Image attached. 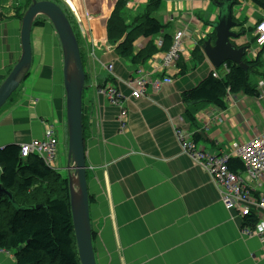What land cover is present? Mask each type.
<instances>
[{
  "label": "crops",
  "instance_id": "crops-1",
  "mask_svg": "<svg viewBox=\"0 0 264 264\" xmlns=\"http://www.w3.org/2000/svg\"><path fill=\"white\" fill-rule=\"evenodd\" d=\"M59 1L52 2L75 24L80 53L85 55L83 142L96 264H264V241L242 233L240 213L224 207L218 187L183 153L175 134L179 129L193 135L197 148L216 156L226 153L231 159H236V145L256 137L264 140V44L253 42V34L245 35L258 20L264 21V12L248 0H237L232 7L238 24L232 31L244 32L233 43L249 46L247 61L259 59L249 73L258 95H229L224 110L197 104L190 108L192 121L186 117L182 94L214 71L223 75L201 50L202 43L215 36L212 25L219 8L212 0H162L151 15L164 26L162 33L138 37L127 57L118 50L127 37L115 44L107 38L108 20L120 0ZM25 2L0 0V85L21 55L18 8ZM147 4L148 0L125 1L121 14L128 27L145 15ZM44 24L38 27V40L31 41L26 81L0 112V149L41 140L50 128L66 148L62 162L57 151V171L63 163L67 167L63 56L54 29ZM178 33L182 51L165 67L170 48L166 36L173 40ZM149 45L153 55L133 63L132 58ZM199 46L197 61L193 56ZM108 64L112 74L105 69ZM140 71L160 83L158 89L148 85L144 97L133 99L126 82ZM109 85L120 93L122 107L111 104L100 90ZM1 176L0 164V184ZM250 187L264 198V184ZM0 264H16L14 254L1 252Z\"/></svg>",
  "mask_w": 264,
  "mask_h": 264
},
{
  "label": "trees",
  "instance_id": "trees-1",
  "mask_svg": "<svg viewBox=\"0 0 264 264\" xmlns=\"http://www.w3.org/2000/svg\"><path fill=\"white\" fill-rule=\"evenodd\" d=\"M125 1L120 0L116 4L107 23L109 42L115 44L127 37L118 45L122 57L130 55L132 44L138 37L152 38L161 34L164 29V26L151 16L160 8L162 0H148L145 15L131 27L126 25L121 14ZM248 1L264 12V0ZM30 4L31 0H26V3L18 8L19 20L22 19ZM37 19L33 26H42V22ZM68 20L70 22L69 18ZM254 29L255 27H252L250 30L253 32ZM211 38L214 39L215 36ZM166 39L170 40V47L172 39L168 36ZM153 53L154 50L149 45L133 57L132 61L133 63L145 61ZM200 54L199 46L194 52L195 60L201 59ZM243 59L250 66L248 71L228 62L226 66L230 71L221 79H216L210 74L196 87L182 94V101L187 106L185 114L189 120L193 121L190 108L194 109L197 104L214 105L224 110L228 95H258L249 83V73L256 68L259 59L254 61H247L245 57ZM0 164L2 165L1 185L12 194L16 205L15 208L5 197L0 199V252L15 251L16 264H80L73 232L67 180L62 178L56 169L46 166L40 158L35 156L20 158L19 146L16 145L0 149ZM227 167L238 175L245 171L239 159H230ZM52 181L59 191L55 188L51 192L44 190L37 193L41 196V200L27 199V195L35 186H38L37 184L52 183ZM41 187L47 189L45 186ZM37 206L39 208H36ZM257 220L254 214L246 216L242 219V227L253 228Z\"/></svg>",
  "mask_w": 264,
  "mask_h": 264
},
{
  "label": "water",
  "instance_id": "water-1",
  "mask_svg": "<svg viewBox=\"0 0 264 264\" xmlns=\"http://www.w3.org/2000/svg\"><path fill=\"white\" fill-rule=\"evenodd\" d=\"M236 0L213 1L219 8L217 23L212 25L215 41L207 39L201 45L205 57L218 69L230 62L248 71L250 66L244 62L248 46H236L241 33H235L238 24L233 21L232 7ZM49 20L60 42L63 56V88L66 96L67 127V170L70 212L74 238L80 264H96L91 233L89 200L86 184V165L84 157L82 92L85 74L79 44L72 26L60 6L48 0H31V4L21 19V55L7 78L0 85V109L11 99L28 77L32 64L31 31L37 17ZM7 198L16 208L12 194L0 184V199ZM36 208H39L37 206Z\"/></svg>",
  "mask_w": 264,
  "mask_h": 264
},
{
  "label": "built area",
  "instance_id": "built-area-1",
  "mask_svg": "<svg viewBox=\"0 0 264 264\" xmlns=\"http://www.w3.org/2000/svg\"><path fill=\"white\" fill-rule=\"evenodd\" d=\"M252 34L256 43L262 46L264 44L263 20L256 24ZM181 51L182 42L181 36L178 33L173 38L169 50L166 51L163 61L164 66L168 67L173 64L178 59ZM221 68L223 75H219L217 71H214L212 72V77L221 79L230 71L226 65H223ZM163 82L168 83L170 80L164 79ZM159 83L158 81H151L147 74L140 71L132 79L130 85L133 87V95L138 97L140 91H145L148 85H151L153 89H158ZM109 93L110 97L115 99V93L113 91H109ZM175 134L182 149L191 153L193 147L189 144L186 136L179 129H175ZM57 145L58 141L55 133L49 128L45 131L43 139L19 145V156L22 159L35 156L40 158L46 166L54 169V163L57 158ZM234 154L244 163L248 176L257 181L261 187L264 184V143L259 139H254L238 147ZM190 156L218 187L221 193V201L226 209L238 211L242 219L252 214L257 217L258 220L254 227H242V233L244 235H256L261 241H264V198H256L245 189L240 175L228 169L227 162L229 158L227 156H216L194 151Z\"/></svg>",
  "mask_w": 264,
  "mask_h": 264
},
{
  "label": "bare ground",
  "instance_id": "bare-ground-1",
  "mask_svg": "<svg viewBox=\"0 0 264 264\" xmlns=\"http://www.w3.org/2000/svg\"><path fill=\"white\" fill-rule=\"evenodd\" d=\"M36 20V19H35ZM215 39H216V37L214 38V39H212L211 38V43L213 44V42L215 41ZM84 58V57H83ZM83 64V63H82ZM13 69V68H12ZM105 69H106V71H108L110 74H112V65H110V64H108V65H106L105 66ZM83 70H84V68H83ZM11 72V71H10ZM9 72V73H10ZM85 74V73H84ZM9 75V74H8ZM7 78V77H6ZM132 79L133 78H129L128 80H127V82H126V87L129 89V91H130V96L133 98V99H140V98H142V97H144V94H145V91H140V94H139V96L138 97H135L134 95H133V87L130 85V83L132 82ZM85 81H86V75H85ZM4 82V81H3ZM100 88V87H99ZM84 89H85V82H84ZM84 89H83V92H84ZM100 90L102 91V93H103V95L108 99V101L111 103V104H113V105H116V106H120V107H122L123 106V103H124V101H123V99H122V97H121V95H120V93L118 92V90L116 89V87L115 86H113V85H109V86H103L102 88H100ZM109 91H113L114 93H115V99L113 98H111L110 97V93H109ZM83 92H82V98H83ZM117 101V102H116ZM8 103V102H7ZM6 103V104H7ZM5 104V105H6ZM83 105V104H82ZM123 113H124V115H122V119H124L125 118V116H126V114H127V112H126V110H123ZM83 124V123H82ZM67 128V127H66ZM52 130V129H51ZM182 132V131H181ZM185 136H186V138H187V140H188V142H189V144L193 147V149H192V152L194 151V152H205V153H207L206 151H204L203 149H201V148H197L196 147V145L194 144V141L192 140V137H193V135H190V134H188V133H185V132H182ZM177 138V137H176ZM254 139H259V140H261L263 143H264V140L262 139V138H259V137H256V138H253L252 140H254ZM178 140V139H177ZM252 140H250V141H252ZM250 141H248V142H250ZM179 142V141H178ZM248 142H246V143H248ZM246 143H243V144H241V145H236L235 147H234V149H233V156H234V158H236V159H239L238 157H236L235 156V154H234V152H235V150L238 148V147H240V146H242V145H244V144H246ZM181 146V145H180ZM181 149H182V146H181ZM182 151H183V153H186L188 156H189V158L192 160V158H191V154H192V152L190 153V151H184L183 149H182ZM217 156H227L229 159H228V161L231 159V157H232V155H229V154H226V153H222L221 152V154H219V155H217ZM240 160V159H239ZM241 161V160H240ZM192 162L195 164V165H198V164H196L193 160H192ZM242 162V161H241ZM228 163V162H227ZM242 164H243V166H244V168H245V171L242 173V174H240V178L242 179V182H243V185H244V187H245V189L252 195V196H254V197H256L255 195H256V193L254 192L253 193V188H251L250 186H258V187H260L259 185H258V183H257V181H255V180H253V179H251L249 176H248V174H247V169H246V167H245V165H244V163L242 162ZM255 189V188H254ZM256 198H259V197H256Z\"/></svg>",
  "mask_w": 264,
  "mask_h": 264
},
{
  "label": "rangeland",
  "instance_id": "rangeland-1",
  "mask_svg": "<svg viewBox=\"0 0 264 264\" xmlns=\"http://www.w3.org/2000/svg\"><path fill=\"white\" fill-rule=\"evenodd\" d=\"M48 1H55V2H59V3H61L59 0H48ZM26 3V2H25ZM29 7V6H28ZM63 10V9H62ZM63 12H64V14L67 16V14L65 13V11L63 10ZM38 19H37V21H39V22H42V26H44L45 24L44 23H47L48 25H49V27H51L52 28V25L50 24V22H49V20H47L44 16H41V17H37ZM72 20L70 19V22H71ZM260 21L258 20L256 23H255V25H254V27L256 26V24L257 23H259ZM72 25H73V31L75 32L74 34H76V37H77V39H78V42H79V45L81 46V44H82V42H81V40H80V38H79V35H78V33H77V30H76V26H75V24L73 23V21H72ZM53 29V28H52ZM54 31V30H53ZM38 27H33L32 28V31H31V41L33 42H36L37 40H38ZM252 30H247L246 31V33H245V35H246V38L248 37V36H251L252 35ZM236 41V40H235ZM252 41L253 42H256V40L253 38V36H252ZM252 44L253 43H250V47L252 46ZM246 46H248V45H246ZM248 48H249V46H248ZM81 53H82V62H83V65L85 64V55H84V53H83V50H81ZM84 57V58H83ZM246 57V56H245ZM247 58V57H246ZM31 71V70H30ZM220 73L222 72L221 71V69L220 70H218ZM25 81L26 80H24L23 82H22V84H21V86L25 83ZM20 86V87H21ZM17 92V91H16ZM16 92L13 94V95H15L16 94ZM12 95V96H13ZM12 98V97H11ZM8 104V103H7ZM6 104V105H7ZM6 105H4L1 109H0V112L6 107ZM64 146H65V143L63 142L62 144L61 143H59V141H58V145H57V151H58V158H60L61 157V162H62V155H64L65 154V151H66V148L64 149ZM65 166H66V164L65 163H63V166H62V169L59 167V168H57V171L60 173V175L62 176V178H64V179H67L68 178V170L65 168ZM54 167L56 168V163H54ZM50 168V167H49ZM38 186H35L32 190H31V192L27 195V199H30V200H41V196H39L37 193H40V192H44V190H46V191H50L51 192V190L52 189H57V191H59V189H58V187H57V185L52 181V183L51 182H45V183H39V184H37ZM41 186H45V188H47V189H44V187L42 188ZM39 191V192H38ZM55 191V190H54ZM8 253H10V254H14V252H8ZM7 252H2V254L3 255H7L8 254Z\"/></svg>",
  "mask_w": 264,
  "mask_h": 264
},
{
  "label": "clouds",
  "instance_id": "clouds-1",
  "mask_svg": "<svg viewBox=\"0 0 264 264\" xmlns=\"http://www.w3.org/2000/svg\"><path fill=\"white\" fill-rule=\"evenodd\" d=\"M225 65H226V64H225ZM221 67H222V66H221ZM221 67H220V68H221ZM215 70H216V69H215Z\"/></svg>",
  "mask_w": 264,
  "mask_h": 264
}]
</instances>
